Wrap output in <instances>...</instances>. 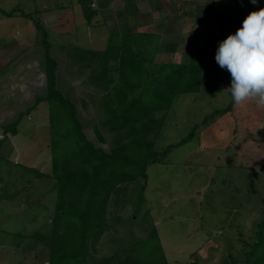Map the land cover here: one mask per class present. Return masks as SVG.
I'll use <instances>...</instances> for the list:
<instances>
[{
    "label": "rangeland",
    "instance_id": "1",
    "mask_svg": "<svg viewBox=\"0 0 264 264\" xmlns=\"http://www.w3.org/2000/svg\"><path fill=\"white\" fill-rule=\"evenodd\" d=\"M92 1L97 14L91 23L83 17L78 0H0V5L25 11L51 7L35 16L45 24L49 41L54 44L51 54L58 62L57 85L70 91L86 133L97 144L100 142L94 130L103 116L99 106L104 89L91 81L88 68L75 60L80 52L105 48L111 31L132 27L155 32L162 41H174L175 51L171 43L160 53L158 60L163 62H186L193 43L207 48L202 71L205 86L174 98L156 139L157 149L184 139L194 124L231 102L228 94L219 93L230 85L231 77L217 64L215 53L219 43L234 34L252 10L235 9V0ZM135 1H139V7ZM40 40L31 19L0 13L2 169L21 164L43 173L51 170L47 101H40L23 115L16 134L4 130L37 96L47 92ZM102 132L107 145L110 144L114 135L106 129ZM166 159L165 163L151 164L147 168L148 178L142 182L146 184L150 221L167 260L172 264H189L192 254L202 264H232L234 259H241L255 238L259 212L252 206L264 199V168L259 167L264 162V109L251 102L233 105L231 110L218 113L208 124L197 127L194 135L173 147ZM8 176L4 173L5 180ZM29 176L33 182L22 196L0 198V228L26 233L36 228L48 229L56 194L44 193L52 185L46 178L33 173ZM4 179H0V192ZM5 234L0 231V239ZM3 241L6 242L0 244V264H48L46 254L29 241L17 243L18 238L12 236ZM111 248L114 251L118 247L114 244Z\"/></svg>",
    "mask_w": 264,
    "mask_h": 264
},
{
    "label": "trees",
    "instance_id": "2",
    "mask_svg": "<svg viewBox=\"0 0 264 264\" xmlns=\"http://www.w3.org/2000/svg\"><path fill=\"white\" fill-rule=\"evenodd\" d=\"M78 2L86 22L91 23L97 14L93 1ZM234 4L237 10L256 11L264 7V0H257L256 4L251 0H235ZM45 9L51 7L42 10ZM42 10L5 9L0 5L3 16L19 14L33 21L41 35L47 77L46 94L37 96L4 130L16 134L17 123L23 115L30 113L40 101H47L51 170L43 173L21 164L13 169L0 167V179L9 173L3 180L0 198L22 196L31 187L33 179L29 174L33 173L52 183L44 193L56 194L55 205L46 223L47 230L36 228L26 233L0 228L6 232L0 244L6 242L3 241L6 236L18 238L17 243L29 241L46 254L48 264H172L151 224L146 184L142 179L148 178L147 168L151 164L167 162L170 150L191 138L197 127L233 108L231 101L207 114L201 123L194 124L184 139L163 149L155 147L174 98L204 88L202 71L207 48L193 43L186 62L159 61L167 45L172 43V51L177 49L174 41H162L155 32L128 27L111 31L105 48L80 52L75 61L88 68L91 81L104 89L99 106L103 116L94 130L100 142L97 144L86 133L70 91H63L57 85L58 62L51 54L54 44L49 41L45 24L35 16ZM196 14L202 16V13ZM102 129L114 135L108 145ZM259 167L264 168V162ZM17 186L21 187L15 189ZM252 207L259 212L255 238L241 259H234L232 264H264V199ZM114 244L118 248L113 251ZM189 264L202 263L192 254Z\"/></svg>",
    "mask_w": 264,
    "mask_h": 264
},
{
    "label": "clouds",
    "instance_id": "3",
    "mask_svg": "<svg viewBox=\"0 0 264 264\" xmlns=\"http://www.w3.org/2000/svg\"><path fill=\"white\" fill-rule=\"evenodd\" d=\"M215 60L231 77L219 93L228 94L236 106L251 102L264 109V7L251 11L242 26L219 43Z\"/></svg>",
    "mask_w": 264,
    "mask_h": 264
},
{
    "label": "crops",
    "instance_id": "4",
    "mask_svg": "<svg viewBox=\"0 0 264 264\" xmlns=\"http://www.w3.org/2000/svg\"><path fill=\"white\" fill-rule=\"evenodd\" d=\"M135 5L139 7L140 5L139 1H135Z\"/></svg>",
    "mask_w": 264,
    "mask_h": 264
}]
</instances>
